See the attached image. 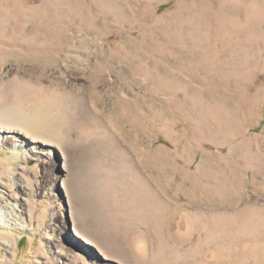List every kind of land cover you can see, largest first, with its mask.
I'll return each instance as SVG.
<instances>
[{"label":"rangeland","instance_id":"rangeland-1","mask_svg":"<svg viewBox=\"0 0 264 264\" xmlns=\"http://www.w3.org/2000/svg\"><path fill=\"white\" fill-rule=\"evenodd\" d=\"M0 264H264V0H0Z\"/></svg>","mask_w":264,"mask_h":264},{"label":"bare ground","instance_id":"bare-ground-1","mask_svg":"<svg viewBox=\"0 0 264 264\" xmlns=\"http://www.w3.org/2000/svg\"><path fill=\"white\" fill-rule=\"evenodd\" d=\"M0 131H1V129H0Z\"/></svg>","mask_w":264,"mask_h":264}]
</instances>
